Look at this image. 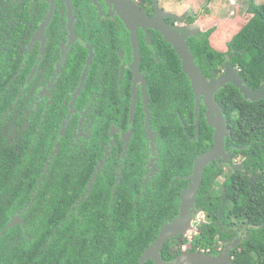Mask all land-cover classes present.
Instances as JSON below:
<instances>
[{
	"label": "trees",
	"instance_id": "trees-1",
	"mask_svg": "<svg viewBox=\"0 0 264 264\" xmlns=\"http://www.w3.org/2000/svg\"><path fill=\"white\" fill-rule=\"evenodd\" d=\"M247 13L250 19L231 38L226 53L212 48L213 29L204 37L192 38L188 45L204 77L221 73L229 61L256 91L264 84V2L249 0ZM4 62L0 57V98L4 93L8 96L5 102L0 99V121L27 76V70L17 73L18 67L11 70L10 64L1 67ZM161 67L156 72L151 70L152 80L148 83L153 111L165 113L161 110L165 98L181 104V108L174 107L195 138L194 96L169 44ZM163 74L164 82L155 78ZM165 82L174 88L173 92H164ZM216 98L229 129L225 148L232 156L230 167L212 163L203 172L197 202L209 221L193 237L190 249L217 255L224 244L243 236L230 253L233 263L264 264V101H246L231 85ZM24 107L13 108L14 114L20 118L19 123H31L32 114L23 119ZM199 115L198 145L191 149L184 141L180 149V140H186L187 134L177 116L167 114L168 120L173 119L163 130L171 156L168 171L179 164L183 173L190 174L194 159L212 149L213 131ZM15 129L13 135L0 130V234L16 215L24 227L15 224L0 236V264H138L158 237L162 224L177 215L178 195L185 183L171 178L173 174L168 171V182L149 195L152 203L140 205L135 202L138 193H132L130 187L108 188L102 176L93 175L96 163H89L87 171L81 163L82 154L72 151L68 159L61 144L60 152L52 157L51 146L37 143L32 147L30 130L18 137ZM49 157L52 160L48 161ZM236 159L241 161L242 171H234ZM225 170L228 174L219 184ZM92 180L91 187H87ZM217 187L218 193H213Z\"/></svg>",
	"mask_w": 264,
	"mask_h": 264
},
{
	"label": "flooded vegetation",
	"instance_id": "flooded-vegetation-1",
	"mask_svg": "<svg viewBox=\"0 0 264 264\" xmlns=\"http://www.w3.org/2000/svg\"><path fill=\"white\" fill-rule=\"evenodd\" d=\"M127 1L134 4L138 17L153 19L157 12L164 14L159 0ZM119 5L116 0H0V57L5 60L1 67L7 64L11 70L18 67L17 73L27 70L26 80L19 87L20 93L3 112L4 123L0 121V130L2 133L10 131L13 135L16 127L18 137L30 130L32 147L37 143L51 146L52 157L60 152L61 144L68 159L72 151L82 154L81 163L87 171L89 163L91 166L96 163L93 175L102 176V182L108 188L130 187L132 193H138L135 202L141 205L152 203L149 195L158 185L168 182L169 177L165 174L171 156L163 130L173 119L168 120L167 114L176 115L181 129L187 134L186 140H180V149L184 141L193 149L192 146L198 145L199 137L196 136L195 108V138L188 133L190 129L176 110L181 104L165 98L161 109L165 113L159 115L153 111L148 83L152 80L151 70L156 72L162 68L168 43L160 32L150 27L137 26L134 31L119 15ZM208 7L209 0H205L196 13L189 10L182 18L163 17V20L182 35L192 33L186 39L189 44L192 38L204 37L209 31L197 29L198 20ZM212 48L216 51L217 46ZM222 72L205 78L214 80ZM155 78L160 82L166 80L164 74ZM227 86L214 96L217 105V95ZM163 89L164 92L174 91L167 82ZM7 97L4 93V98L0 99L5 102ZM200 100L199 113L214 135V129L207 122L208 110L203 97ZM19 105L26 109L23 119L32 114L31 123H19L20 118L15 116L13 109ZM209 151L194 159L190 174L183 173L179 164L169 167L168 173L173 174L171 178L180 180L185 186L178 195L177 215L162 226L171 224L178 216L181 193L189 186L193 165ZM225 151L231 153L226 148ZM214 163L224 164L222 159ZM240 165L234 166L235 169L242 171ZM178 172L184 176H177ZM198 195L199 191L193 206L196 211ZM206 217L207 214L204 219ZM208 221V217L207 222L201 221L204 225L197 228L198 234ZM188 237L179 235L169 239L160 252L162 259L171 263L184 252H195L190 249L194 238ZM242 237L228 244L242 240ZM149 262L153 264L152 261L146 263Z\"/></svg>",
	"mask_w": 264,
	"mask_h": 264
},
{
	"label": "water",
	"instance_id": "water-1",
	"mask_svg": "<svg viewBox=\"0 0 264 264\" xmlns=\"http://www.w3.org/2000/svg\"><path fill=\"white\" fill-rule=\"evenodd\" d=\"M66 3L68 4V9L71 10L69 1H66ZM116 3H120L118 13L122 20L129 25V27L133 28L135 31V27L137 26H147L160 32L166 43L171 45L175 54L179 58L182 72L189 79L191 88L193 89L195 95L196 136L199 137L198 118L201 103L200 97H203L204 105L208 110V114L206 115L208 125L214 129L212 149L195 161L192 174L189 178V186L181 193V204L178 216L171 224H166L161 227L158 238L144 251L138 264H145L148 261H152L153 264H234L232 257L230 256V252L238 246L241 240H236L232 244H227L217 255L206 253L204 251L184 252L181 256L175 258L171 263H166L162 259L160 252L169 239L176 238L179 235L185 237L187 233L192 230L189 225L191 215L193 213H191V211L196 202L198 191L201 187L205 168L221 159L225 165H229L230 163L232 153H227L225 151V138L229 133V129L226 125L222 108L215 103L214 96L221 88L226 85H231L238 89L240 95L246 101H264V84L260 86L258 90H252L241 78V76L238 75L237 69L231 67L229 61L225 63L224 71L218 78L208 81L201 73L200 68L195 64L194 57L191 54L190 47L186 41V39L193 34L189 33L186 36L182 35L174 30L173 27L167 25L163 20V17L175 18V16L157 12L153 19L138 17L137 13L139 12L136 8H134V4L131 2L127 0H116ZM138 58L139 54L137 53V62L139 60ZM231 58L232 55L228 56L229 60ZM235 170L236 169L234 168V171ZM92 182L93 180L89 184V188L91 187ZM15 224H20L24 227V222L21 219L18 217L13 218L4 228L0 236H2L8 229L14 227Z\"/></svg>",
	"mask_w": 264,
	"mask_h": 264
},
{
	"label": "rangeland",
	"instance_id": "rangeland-1",
	"mask_svg": "<svg viewBox=\"0 0 264 264\" xmlns=\"http://www.w3.org/2000/svg\"><path fill=\"white\" fill-rule=\"evenodd\" d=\"M164 13L175 16L176 18H182L189 10L196 13L205 3V0H159ZM248 0H209V9H206L198 20V30H214L210 36V43L212 47L217 46L216 51L219 52L222 49L223 53L227 52V46L231 38L239 29L250 19L251 15L248 11ZM256 3H263L264 0H255ZM210 10V11H209ZM166 11V12H165ZM241 161L236 159L234 164L236 166ZM227 170L224 172V176L219 178L218 183H222L225 180ZM218 193L217 189H213V193ZM216 193V194H217ZM229 205V204H228ZM193 212V213H192ZM192 217L195 215V211L192 210ZM189 233H193V229ZM187 233V235L189 234ZM195 235H189L190 238Z\"/></svg>",
	"mask_w": 264,
	"mask_h": 264
},
{
	"label": "clouds",
	"instance_id": "clouds-1",
	"mask_svg": "<svg viewBox=\"0 0 264 264\" xmlns=\"http://www.w3.org/2000/svg\"><path fill=\"white\" fill-rule=\"evenodd\" d=\"M226 166H228V165H226ZM192 210L195 211V215H194L195 218L192 217V215H191V221H190L189 225L193 229V233H189L185 237H187L189 235H193V234H198L199 233V230L197 228L200 227V226H202V225H204L203 223H201V221L204 220V221L207 222V217L204 219V216L206 215V213L204 211L200 210L199 207L197 208V211L194 208ZM188 238H190V237H188Z\"/></svg>",
	"mask_w": 264,
	"mask_h": 264
}]
</instances>
